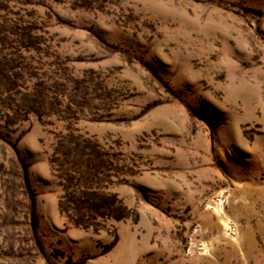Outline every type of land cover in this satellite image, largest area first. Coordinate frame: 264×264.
<instances>
[{"label":"rangeland","instance_id":"obj_1","mask_svg":"<svg viewBox=\"0 0 264 264\" xmlns=\"http://www.w3.org/2000/svg\"><path fill=\"white\" fill-rule=\"evenodd\" d=\"M0 264H264V0H0Z\"/></svg>","mask_w":264,"mask_h":264}]
</instances>
